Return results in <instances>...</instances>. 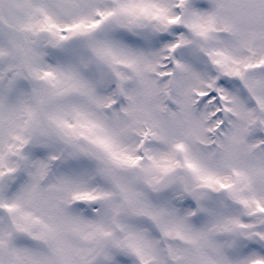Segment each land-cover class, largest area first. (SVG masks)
Listing matches in <instances>:
<instances>
[{"label":"snow or ice","instance_id":"snow-or-ice-1","mask_svg":"<svg viewBox=\"0 0 264 264\" xmlns=\"http://www.w3.org/2000/svg\"><path fill=\"white\" fill-rule=\"evenodd\" d=\"M0 264H264V0H0Z\"/></svg>","mask_w":264,"mask_h":264}]
</instances>
